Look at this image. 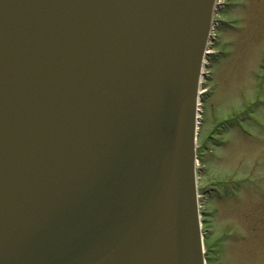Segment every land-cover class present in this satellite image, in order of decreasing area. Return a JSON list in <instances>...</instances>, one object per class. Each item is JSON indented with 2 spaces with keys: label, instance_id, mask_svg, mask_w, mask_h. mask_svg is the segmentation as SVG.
<instances>
[{
  "label": "water",
  "instance_id": "1",
  "mask_svg": "<svg viewBox=\"0 0 264 264\" xmlns=\"http://www.w3.org/2000/svg\"><path fill=\"white\" fill-rule=\"evenodd\" d=\"M218 1L0 0V264H206Z\"/></svg>",
  "mask_w": 264,
  "mask_h": 264
},
{
  "label": "rangeland",
  "instance_id": "2",
  "mask_svg": "<svg viewBox=\"0 0 264 264\" xmlns=\"http://www.w3.org/2000/svg\"><path fill=\"white\" fill-rule=\"evenodd\" d=\"M200 82L207 264H264V0H219Z\"/></svg>",
  "mask_w": 264,
  "mask_h": 264
},
{
  "label": "bare ground",
  "instance_id": "3",
  "mask_svg": "<svg viewBox=\"0 0 264 264\" xmlns=\"http://www.w3.org/2000/svg\"><path fill=\"white\" fill-rule=\"evenodd\" d=\"M203 66H204V64H203ZM197 120L200 121V114H199V116H197ZM198 125H199V124H198Z\"/></svg>",
  "mask_w": 264,
  "mask_h": 264
}]
</instances>
